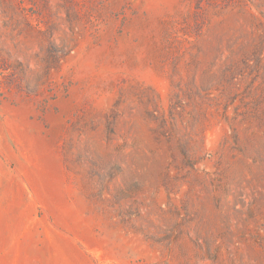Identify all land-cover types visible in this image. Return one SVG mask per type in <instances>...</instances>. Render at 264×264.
<instances>
[{"label":"rangeland","instance_id":"obj_1","mask_svg":"<svg viewBox=\"0 0 264 264\" xmlns=\"http://www.w3.org/2000/svg\"><path fill=\"white\" fill-rule=\"evenodd\" d=\"M0 264H264V0H0Z\"/></svg>","mask_w":264,"mask_h":264}]
</instances>
